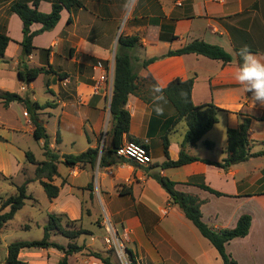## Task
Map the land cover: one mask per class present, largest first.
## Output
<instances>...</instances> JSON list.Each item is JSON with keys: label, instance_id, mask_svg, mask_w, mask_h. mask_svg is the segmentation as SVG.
<instances>
[{"label": "crops", "instance_id": "obj_1", "mask_svg": "<svg viewBox=\"0 0 264 264\" xmlns=\"http://www.w3.org/2000/svg\"><path fill=\"white\" fill-rule=\"evenodd\" d=\"M13 1L0 0V30L6 29L12 39L0 61V92L17 93L40 103L35 84L41 82L46 95L40 104L51 103L55 107L37 114L46 130L49 120L57 117L60 143L56 135L55 141L50 138V147L59 154L78 155L89 148H99L102 155L103 148L110 147L112 138L106 123L119 52L130 56L142 89L143 80L148 77L159 80L166 88L176 79H193L194 105L213 104L220 109L218 123L199 143L185 149L201 161L162 169L157 166L167 160L163 138L169 139L170 159L177 161L187 124L180 121L170 127L169 120L176 112L167 98L164 115L157 116L151 111L152 102L130 95L126 109L131 114V125L123 142L129 138L137 143L147 141L152 163L140 165L105 153V166L97 168L96 173L89 166L67 167V175L59 186L60 193L67 189L65 200L60 202V195L49 200V212L58 206L63 216L82 223L83 204L94 201L97 190L105 216L122 232L127 248L140 264H223L219 252L194 230L193 223L152 178L160 174L175 182L179 192L202 202L203 221L215 231L233 229L241 216L251 215L249 235L228 243L226 251L237 264H264V156L250 158L229 170L210 164L224 161L227 132L238 128L245 118L251 120L250 152L264 151V106L255 103L251 93L234 79L239 63L235 52L242 46L247 45L264 58V0H81L84 7L72 12L64 9L53 31L34 38L37 51L29 57H23L20 45L23 23L10 12ZM38 9L49 14L52 3L42 0ZM41 28L42 25L34 24L31 31ZM121 35L138 36L140 45L120 49ZM194 41L223 48L232 56V62L224 64L196 54L163 57ZM154 58L158 59L143 67L144 62ZM98 62L108 63L109 84L94 94L101 75L100 70H94ZM48 63L55 73L40 75L30 84L19 80L18 72L25 66L50 70ZM0 106L15 115L16 109L18 114L23 111V118L17 116L13 126L1 124L0 142L8 141L1 135L4 131L33 136L34 126L30 116H25V105L14 102L5 107L0 100ZM206 141L213 144V149L206 147ZM39 142L43 146L44 141ZM63 146L67 150L62 151ZM75 148L79 151H73ZM60 166L58 178L62 177ZM92 182L94 192L87 189ZM202 183L228 196L217 197L197 186ZM73 258L69 257L70 264H74Z\"/></svg>", "mask_w": 264, "mask_h": 264}, {"label": "trees", "instance_id": "obj_2", "mask_svg": "<svg viewBox=\"0 0 264 264\" xmlns=\"http://www.w3.org/2000/svg\"><path fill=\"white\" fill-rule=\"evenodd\" d=\"M42 0H14L10 5V12L16 14L23 23V41L20 43L22 47L23 57L33 55L37 48L33 45V40L36 36L46 32L53 31L61 19V13L64 9L69 12L84 7L81 0H47L52 3V11L49 14L39 11L38 6ZM32 4V6H31ZM34 24L42 25L38 31H31V26ZM12 39L7 35L6 29L0 30V61L5 58L7 48ZM140 45L138 36H124L119 37V47L122 50L132 49ZM238 51V50H237ZM45 52H49L48 50ZM187 54L202 55L213 60L222 61L224 64L232 62V56L219 46L210 45L202 41H194L188 46L176 50L169 51L163 57L181 56ZM158 58L151 59L144 62L143 67L147 68L150 63H153ZM108 68V63L105 64ZM50 68H28L19 70V80L30 84L37 80L40 75L55 73L52 66L48 63ZM58 74V73H56ZM59 75V74H58ZM62 78V75L60 76ZM145 82L143 89L140 87L139 77L132 65V60L126 53L119 52L115 58V71L113 81L112 98L110 102L111 113V129L108 135L114 139L115 146L118 148L124 141V136L129 134L131 125V114L126 109L127 101L130 95H135L143 101L150 103L151 95L149 86L154 83L152 77L143 80ZM148 87V91L145 89ZM194 87V80L190 79L183 81L176 79L172 81L166 88V98L175 109L176 116L169 120L170 127L176 125L180 121H185L188 127L184 140L181 144L180 157L177 161H172L169 157V139L167 136L163 138L164 154L167 158L166 162L157 167L162 169L179 168L190 163L201 161L197 157H192L186 153L188 145H196L199 143L207 133L218 123L219 108L213 104L206 106H195L192 100V92ZM183 89L187 94L185 99L179 96L180 90ZM0 100L5 107H9L11 103H20L25 105L27 114L30 116L31 122L34 126L33 137L37 141H44L43 150L45 160L39 162L32 152H26L28 161L36 166V177L18 187L19 194L12 196L6 200L1 199L0 209V235L5 225L13 220L16 214L23 209L25 201L33 199L27 194L28 184L33 181H39L42 185L47 198L50 201L57 199L61 192V187L54 184L56 178L60 177L59 165L64 164L67 167L89 166L93 171L105 166L104 154L108 153L115 156V151L109 148H103V154H100L99 148H89L86 152L73 155H61L52 150L50 147V137L39 118L38 112L45 111L48 108H54L51 103L40 104L32 102L27 97H22L17 93L0 92ZM264 120V116L261 118ZM251 120L245 118L242 124L236 129H229L227 132L228 146L226 149L227 157L222 163H210L216 167L224 170H229L232 166L247 162L250 158L264 156V151L256 154L250 152L249 128ZM3 138L0 137V141ZM129 141H134L129 138ZM57 143H60V130L57 132ZM205 145L209 149H213V144L206 141ZM116 157V156H115ZM119 160V159H118ZM115 163H118L115 162ZM207 163V162H206ZM161 187L169 194L171 202L177 205L185 214L186 218L193 223L199 230L201 235L207 239L211 245L219 252L223 264H237L226 251L228 243L235 239L245 238L249 235L252 216L245 214L240 217L238 224L233 229H223L215 231L203 221L201 212L202 202L189 194L181 193L176 189V183L169 178L156 174L152 176ZM201 189L217 196H228L206 184H197ZM88 190L94 192V182L89 184ZM122 194V192H121ZM132 195V192H129ZM9 208V211L2 214V211ZM76 221L66 220L63 216L55 214L49 215V223L45 227L44 238L40 241H16L8 246L7 258L5 264H25L20 259V254L24 251L30 250H50L55 249L60 252L63 257L58 264H70L69 257L83 253L86 250L85 245H79L72 241L80 238L83 235H91L89 230L84 228L76 229L74 227ZM53 233H59L69 240L68 246H63L51 241ZM126 253L130 264H140L132 250L126 247ZM91 256L100 260L102 264H113L110 256L104 257L100 253H90Z\"/></svg>", "mask_w": 264, "mask_h": 264}, {"label": "rangeland", "instance_id": "obj_3", "mask_svg": "<svg viewBox=\"0 0 264 264\" xmlns=\"http://www.w3.org/2000/svg\"><path fill=\"white\" fill-rule=\"evenodd\" d=\"M36 92L40 103H43L46 89L41 82L36 83ZM16 114L12 110H6L0 106V126L1 124L9 125L10 127L16 124L18 118H23V111ZM47 133L51 140L55 141L59 128L58 119L52 118L49 120ZM108 131L111 129V113L110 107L108 111ZM2 136L7 137V142H0V198L6 200L9 197L17 196L19 194L18 187L27 181L34 180L36 177V166L31 164L26 152H32L38 161H44V150L41 143L34 139L29 133H8V131L1 132ZM65 151V147H60ZM73 151H79L75 148ZM98 168V167H97ZM97 168L94 172H97ZM60 171L61 178L56 179V185L61 186L62 179L67 175V166L61 164ZM62 190V188H61ZM67 189L60 193V202L65 200ZM27 194L33 199L25 201V206L20 210L15 218L9 221L0 235V264L6 263L8 246L16 241H40L44 238L45 227L49 223V215L55 214L63 216L59 213V207L55 208L54 212H49V199L39 181H33L28 184ZM88 201L83 204V211L81 217L83 222L76 221L74 227L76 229L84 228L91 232V235H83L80 238L72 241L79 245H85L86 250L83 253L74 255V264H102L98 259L91 256L90 253H100L104 257L110 256L113 264H130L128 255L124 250L123 256L119 255V246L113 240L108 231V227H115L110 220L105 216L104 208L102 206L99 196L95 194L94 201ZM0 199V209H1ZM9 211V208L2 211V214ZM64 217V221L68 218ZM98 220L96 221V219ZM69 220V219H68ZM71 221V220H70ZM194 230L200 232L191 225ZM116 229V228H115ZM117 230V229H116ZM118 238L123 239V246H126L125 239L121 237L122 232L118 231ZM52 242L65 245L69 242L68 239L59 233H53L51 237ZM117 242V241H116ZM91 244V247L87 246ZM63 255L57 250H30L24 251L20 254V259L25 264H58ZM97 262V263H95Z\"/></svg>", "mask_w": 264, "mask_h": 264}, {"label": "clouds", "instance_id": "obj_4", "mask_svg": "<svg viewBox=\"0 0 264 264\" xmlns=\"http://www.w3.org/2000/svg\"><path fill=\"white\" fill-rule=\"evenodd\" d=\"M127 7V4L125 5ZM238 57V67L234 74L235 81L242 89L251 93V98L255 103L264 106V58L250 50L247 45L242 46L235 52ZM151 95V111L157 116L164 115L166 100V86L159 80L154 81L149 86ZM183 89L180 90L179 96L183 100L186 98Z\"/></svg>", "mask_w": 264, "mask_h": 264}, {"label": "built area", "instance_id": "obj_5", "mask_svg": "<svg viewBox=\"0 0 264 264\" xmlns=\"http://www.w3.org/2000/svg\"><path fill=\"white\" fill-rule=\"evenodd\" d=\"M94 70H100L101 75L98 78L97 84L94 87V94H98L99 91L102 89V86L109 84V71L107 66L103 62H98L96 66H94ZM23 90H26V88H23ZM112 91H113V78L111 83V93H110V99L112 98ZM25 116H28L27 113H25ZM147 141L144 143H137L133 141H125L123 142L118 148L115 150V156L119 160H127L132 161L140 165H148L152 163V156L150 153V150L147 146ZM167 209L164 211L165 214H167ZM108 231L110 235L112 236L115 243L119 246V255L122 257L124 250L126 251L125 246H123V239L118 238V232L115 229V227L111 226L108 227ZM117 241V242H116Z\"/></svg>", "mask_w": 264, "mask_h": 264}, {"label": "water", "instance_id": "obj_6", "mask_svg": "<svg viewBox=\"0 0 264 264\" xmlns=\"http://www.w3.org/2000/svg\"><path fill=\"white\" fill-rule=\"evenodd\" d=\"M109 149H110L111 151H115V150H116V146H115L114 139L111 140V145H110Z\"/></svg>", "mask_w": 264, "mask_h": 264}]
</instances>
